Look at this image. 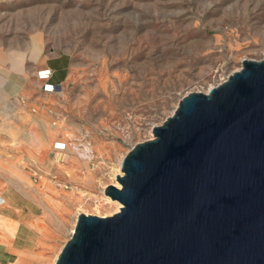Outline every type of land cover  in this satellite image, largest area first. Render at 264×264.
Segmentation results:
<instances>
[{"label":"rangeland","instance_id":"rangeland-1","mask_svg":"<svg viewBox=\"0 0 264 264\" xmlns=\"http://www.w3.org/2000/svg\"><path fill=\"white\" fill-rule=\"evenodd\" d=\"M37 32L43 41L38 61L30 57ZM0 51L24 57V74L8 60L2 64L8 110L60 123L51 138L36 123L34 136L49 149L42 163L29 164L34 171L26 166L36 180L24 188L45 227L42 235L32 229L40 248L30 253L41 264H54L79 213L119 210L104 186L116 180L126 152L152 137V127L182 96L207 92L243 59L264 58V0H0ZM60 55L68 63L66 76L55 92L45 93L48 78L39 72ZM85 145L91 148V184L63 175L57 164L44 169L64 146L79 157L73 147L83 151ZM39 174L53 181L58 206L35 192Z\"/></svg>","mask_w":264,"mask_h":264},{"label":"water","instance_id":"water-1","mask_svg":"<svg viewBox=\"0 0 264 264\" xmlns=\"http://www.w3.org/2000/svg\"><path fill=\"white\" fill-rule=\"evenodd\" d=\"M79 213L54 264H264V58L182 96Z\"/></svg>","mask_w":264,"mask_h":264},{"label":"crops","instance_id":"crops-1","mask_svg":"<svg viewBox=\"0 0 264 264\" xmlns=\"http://www.w3.org/2000/svg\"><path fill=\"white\" fill-rule=\"evenodd\" d=\"M67 65L65 57L62 55L49 60L47 68L51 70V75L42 85L50 83L57 85L58 88L66 76ZM59 70L63 76L57 78ZM4 89L3 84L1 90L4 92ZM43 91L50 94L48 91ZM13 109L15 107L8 110L4 93H0V194L5 198L0 207V264H38L34 259L24 257L19 253L22 247L16 242V236L24 229L30 232L32 229L38 230L40 235L45 231L44 219L33 211L32 201L25 195L24 188L32 186L30 184L36 180L31 178L32 175L28 173L26 166L34 171V168L29 164L37 166L38 163H42L41 160L46 158L47 149H49L44 143H38V139L34 136L36 123L39 122L40 126L46 129L45 125L49 122L48 118L42 114L43 117L34 118V122L31 116L24 119V114L17 112L18 109L14 111ZM49 137L51 138L50 134ZM50 159L47 158L44 161L46 170ZM53 166L54 164L50 166V169ZM42 178L43 175L39 174L37 180L39 187L35 192L41 196L43 202L44 200L46 202L47 198L43 196L46 191H40L39 188L51 191L49 188L55 189V186L49 178L44 177L45 179L41 181ZM39 248L38 241L32 252ZM35 257L41 264V258L37 255Z\"/></svg>","mask_w":264,"mask_h":264},{"label":"bare ground","instance_id":"bare-ground-1","mask_svg":"<svg viewBox=\"0 0 264 264\" xmlns=\"http://www.w3.org/2000/svg\"><path fill=\"white\" fill-rule=\"evenodd\" d=\"M31 39H32V45H31V49H30V57L33 58L34 60L38 61L40 59V53L42 51V43H43L41 33L37 32V33L33 34ZM4 60L5 61L8 60L10 62L11 68H13L19 72H22V74L25 73L24 57H23L22 53H20L18 51H14V52L8 53L6 56H4V54L0 51V93L1 94L4 93L1 90V88L3 87L5 75H6V72L8 71V70H5L4 67L2 66V64L4 63ZM41 112H43V111H41ZM41 114H43V113H41ZM44 116L48 117V115H46V114H44ZM27 117H28L27 115L24 116V118H27ZM40 117L42 118V116H40ZM32 120H33V122L35 121L34 116L32 117ZM53 125H55V127H58V126H60V123L54 122V123H51V124L49 123V124L45 125V128L48 130L50 136H52V134L54 133V126ZM31 127L33 129V126H31ZM60 141H63V140H60ZM64 147L65 148L62 151L56 152L54 154V157L52 159H50V161H48L49 162V164H48L49 166L47 167L48 172L50 171L51 165L57 164L56 165L57 171L62 173L63 175H65L67 177H71V178L73 177L74 179L76 178L77 175H79V176H81L82 183L91 184L94 181V177H93L92 172H91L90 167H89V161L91 158L90 146L85 145L83 148V151H79L77 147H73L74 149L77 150L79 157L72 156L70 149L67 146H64ZM78 166H80V167H78ZM82 169H84V171H83V173H80L79 171H81ZM117 174H121V170L118 169V172H116L115 175H117ZM112 183L114 185H116L117 187L120 186V184L117 180H115ZM50 192H52L53 194L51 195ZM50 192L44 193L43 196L46 197L47 200L50 201L54 206H58V202L53 200L55 192L53 191V189H51ZM106 198L109 199L108 196ZM4 199L5 198L3 197V195L0 194V207L3 205ZM112 201L118 203V207H120L119 202H117L115 200H112ZM72 228H73V226H72ZM72 228L70 229V232L72 231ZM16 238H17L16 242L18 243L19 246L22 247V248L20 247L21 250L19 253L22 254L24 257L34 259L39 264V259L36 258L35 256L31 255V253H30V252H32L33 247L38 244V239H36L35 235H33L30 231L24 229V231L20 232L19 235L16 236Z\"/></svg>","mask_w":264,"mask_h":264},{"label":"built area","instance_id":"built-area-1","mask_svg":"<svg viewBox=\"0 0 264 264\" xmlns=\"http://www.w3.org/2000/svg\"><path fill=\"white\" fill-rule=\"evenodd\" d=\"M39 75H41L40 77L49 78L50 75H51V70L49 68H47L46 70H44L42 72H39ZM43 89L45 91H48V92H54L57 89V85H53V84H50V83H44ZM62 148H64V147H62Z\"/></svg>","mask_w":264,"mask_h":264}]
</instances>
